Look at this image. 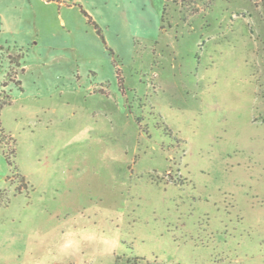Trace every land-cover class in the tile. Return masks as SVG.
<instances>
[{
    "label": "rangeland",
    "instance_id": "rangeland-1",
    "mask_svg": "<svg viewBox=\"0 0 264 264\" xmlns=\"http://www.w3.org/2000/svg\"><path fill=\"white\" fill-rule=\"evenodd\" d=\"M2 45L0 264H264V0H2Z\"/></svg>",
    "mask_w": 264,
    "mask_h": 264
},
{
    "label": "trees",
    "instance_id": "trees-1",
    "mask_svg": "<svg viewBox=\"0 0 264 264\" xmlns=\"http://www.w3.org/2000/svg\"><path fill=\"white\" fill-rule=\"evenodd\" d=\"M6 49L8 51L11 50L9 46L6 47L2 45L0 47V70L3 69V71L5 72L7 76V79L5 78L0 83V86H1V90H0V152L4 154L9 165L14 167L15 166L14 158L16 156V140L12 135L8 134L6 130L4 129L2 120H1V114H2V110L4 109V107L10 104V95L7 91V87H9L11 83H14L16 86H18V88L22 89V81L18 77L20 72H17V70L20 69V71H24L25 67L22 61V59L24 58V54L22 52H18L19 54L17 55H10V54H7V52H5ZM5 63L9 64L8 69H4ZM12 66L14 67L15 74H13L12 70H10ZM14 169H15V173H13V175L14 174L20 175V173H18L17 166H15ZM22 182H23V178H22Z\"/></svg>",
    "mask_w": 264,
    "mask_h": 264
},
{
    "label": "crops",
    "instance_id": "crops-1",
    "mask_svg": "<svg viewBox=\"0 0 264 264\" xmlns=\"http://www.w3.org/2000/svg\"><path fill=\"white\" fill-rule=\"evenodd\" d=\"M0 1H2V0H0ZM18 1H20V0H18ZM46 1L51 2V1H54V0H46Z\"/></svg>",
    "mask_w": 264,
    "mask_h": 264
}]
</instances>
